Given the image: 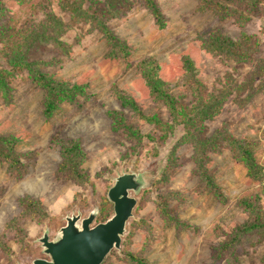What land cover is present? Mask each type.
<instances>
[{
  "label": "rangeland",
  "instance_id": "374dc122",
  "mask_svg": "<svg viewBox=\"0 0 264 264\" xmlns=\"http://www.w3.org/2000/svg\"><path fill=\"white\" fill-rule=\"evenodd\" d=\"M153 1L161 28L146 0H0V264L106 222L127 174L102 264H264V0Z\"/></svg>",
  "mask_w": 264,
  "mask_h": 264
},
{
  "label": "water",
  "instance_id": "95a60500",
  "mask_svg": "<svg viewBox=\"0 0 264 264\" xmlns=\"http://www.w3.org/2000/svg\"><path fill=\"white\" fill-rule=\"evenodd\" d=\"M143 184L140 175L118 177L107 193L113 205L112 217L94 227H91L93 215L80 224L78 217L68 218L58 239L50 241L46 234L40 239L49 260L38 259L33 264H102L112 249L119 248L125 225L136 205L129 193H138Z\"/></svg>",
  "mask_w": 264,
  "mask_h": 264
},
{
  "label": "trees",
  "instance_id": "16d2710c",
  "mask_svg": "<svg viewBox=\"0 0 264 264\" xmlns=\"http://www.w3.org/2000/svg\"><path fill=\"white\" fill-rule=\"evenodd\" d=\"M240 0H232L233 3L232 6H235L234 3L238 2ZM241 1H250L251 3H254L253 7L254 9L251 10L250 12H248V14H245V18L246 19H252L255 16V12L257 10L258 4L259 2H261L262 0H241ZM147 5L155 19V22L157 24H159V27H162V15L160 13V10L158 9L157 5L155 4V2L153 0H146ZM201 5H203L204 7V11H211L214 13L215 16H217L218 18L222 19L225 15H228L227 13L230 12L231 14H238V15H243L242 11H239L236 8H230L229 4L226 3H222L220 0H201ZM229 8L231 10H229ZM228 11V12H227ZM115 43V42H114ZM249 50V48H248ZM50 104L48 105V108H50ZM76 149V147H75ZM244 155V159L245 160H250V153L248 150H244L243 152Z\"/></svg>",
  "mask_w": 264,
  "mask_h": 264
}]
</instances>
